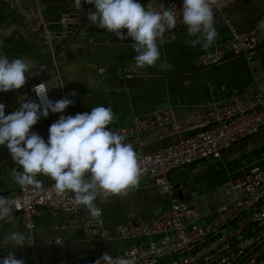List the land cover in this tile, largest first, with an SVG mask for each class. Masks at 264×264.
<instances>
[{"label": "crops", "instance_id": "0c3cea01", "mask_svg": "<svg viewBox=\"0 0 264 264\" xmlns=\"http://www.w3.org/2000/svg\"><path fill=\"white\" fill-rule=\"evenodd\" d=\"M165 0H140L144 6L148 2ZM27 6L32 0H23ZM47 21L56 32H61V24L68 19L64 0H40ZM88 10H94L87 4ZM240 32L255 31L262 44L253 52L241 55H227L226 59L210 67H202L200 58L213 52L217 47H225L230 42L229 30L223 19L214 15L218 35L214 43L204 48L201 44L192 46L187 27L166 33L160 43L161 57L155 66L138 69L132 41L117 40L113 33L92 24L90 31L77 45L81 48L65 49L66 40L57 38L55 46L59 56L55 61L65 97L74 101L60 115L75 116L90 112L93 107L112 108L115 120L111 130L129 127L134 116H143L153 111L171 107L181 124L192 125L199 115L209 107L222 105L231 98L243 102L255 99L264 83V0H241L226 12ZM15 30L22 39H6L5 46H16L18 58L31 61L37 59L43 50V39L28 32L17 11H12L0 3V32ZM105 69V74L100 72ZM34 84L42 82L34 77ZM72 93H75L72 95ZM64 97V98H65ZM168 126L145 132L141 139L143 148H136L139 155L152 154L157 149L172 143L176 138L168 136ZM188 132L181 136H187ZM0 166V193L20 189L14 180L13 169L19 168L13 160ZM264 165V128L223 153L219 160H204L195 166L175 170L172 183L187 182L185 192H191L190 203L197 207L204 222L216 220L227 205L234 200L231 182L242 177L254 165ZM22 170V169H20ZM43 185L55 184L49 178L39 177ZM14 193H11L12 195ZM8 195V196H10ZM171 196L156 187L150 179H141L138 189L127 196L112 197L101 202L104 215L113 224L128 220L150 222L170 205ZM13 223L4 225L2 239L10 231L23 232L31 247L11 249L16 258L25 264H86L95 261L104 252L117 255L138 244L148 245L158 237L136 240H120L109 243L90 242L84 238L83 227L89 213L82 214L76 222L65 217L59 222L57 214L48 208H38L35 215L36 229L26 230L22 218L14 214ZM58 241H60L58 243ZM10 248H0V258L7 255ZM168 257L163 261L172 260Z\"/></svg>", "mask_w": 264, "mask_h": 264}, {"label": "built area", "instance_id": "2783aa9c", "mask_svg": "<svg viewBox=\"0 0 264 264\" xmlns=\"http://www.w3.org/2000/svg\"><path fill=\"white\" fill-rule=\"evenodd\" d=\"M240 1L216 0L213 5L214 15L223 19L231 39L224 48L217 47L213 52L202 56V67L217 65L227 55L248 54L261 46L262 42L255 31L240 32L226 14L229 8ZM0 3L9 10L20 13L26 30L39 35L43 39L44 49L54 58L58 32L47 21L40 0H32L27 6L23 0H0ZM182 3L183 0H165L148 2L145 7L153 11L171 7L177 16L175 28L166 32L171 33L186 27L182 20ZM100 72L105 74L106 71L101 69ZM55 80L61 83L59 76ZM45 87L47 88L45 82L32 86L35 102L39 103L36 94ZM61 87L63 89L62 83ZM47 94L52 100L48 88ZM163 126H168L167 135L176 139L152 154L139 155L142 172L140 180L150 179L156 187L172 196L178 190L174 189L168 177L175 170L201 160H219L224 152L257 135L264 128V83L253 101L243 102L237 97L231 98L222 105L209 107L192 125L179 123L174 110L166 107L143 116H134L129 127L112 131L123 135L126 142L136 149L146 145L141 139L143 133ZM48 129L49 127L40 134L46 142ZM188 132L194 133L181 136ZM137 189L138 187L130 190L127 195ZM231 189L234 200L216 220L209 223L204 222L197 207L172 199L170 205L148 223L128 220L113 224L101 207V202L108 198L98 193L96 204L100 211L99 214L89 213L83 227L84 238L90 242L109 243L158 237L148 245L138 244L113 256L114 259L131 258L134 264H264V165L250 166L242 177L231 182ZM179 190L185 191L184 187ZM6 198L13 202V215L21 213L24 228L30 232L36 229L35 215L38 207L68 214L85 210L74 203L72 195L57 197L55 184L44 186L40 190L20 188L18 193ZM11 223L13 217L0 223V235L3 226ZM29 245L33 247L34 242L30 241ZM168 257L173 259L163 261Z\"/></svg>", "mask_w": 264, "mask_h": 264}, {"label": "clouds", "instance_id": "9594fccd", "mask_svg": "<svg viewBox=\"0 0 264 264\" xmlns=\"http://www.w3.org/2000/svg\"><path fill=\"white\" fill-rule=\"evenodd\" d=\"M78 10L83 4L94 6L87 12L88 21L113 33L117 40L132 41L138 69L155 66L160 60V43L166 32L175 28L177 16L172 8L153 11L140 0H73ZM216 0H183L182 20L192 46L210 47L217 35L213 5ZM174 7V6H173ZM264 26V25H262ZM35 65L25 58L9 59L0 55V92L24 87ZM75 93H72L74 95ZM39 103L27 101L6 115L0 103V146H6L19 168H14L13 182L20 188L40 190L44 176L55 182L57 197L72 195L74 203L89 213L99 214L97 194L106 198L127 195L139 186L142 175L139 153L125 137L110 129L115 120L112 108L96 106L90 112L75 116L60 115L48 129L47 142L32 131L41 117L63 113L74 101L67 97L55 102L48 98L47 88L36 94ZM22 169V170H20ZM14 213L13 202L0 196V223L9 221ZM60 241H58L59 243ZM28 242L21 231H10L0 239V248H10L0 264H25L11 249ZM94 264H134L131 258L114 259L108 252Z\"/></svg>", "mask_w": 264, "mask_h": 264}, {"label": "water", "instance_id": "95a60500", "mask_svg": "<svg viewBox=\"0 0 264 264\" xmlns=\"http://www.w3.org/2000/svg\"><path fill=\"white\" fill-rule=\"evenodd\" d=\"M65 1V10L66 15L68 17L67 20L62 22L61 24V32H58L57 38L61 40H66L65 49H79L81 48L80 45H77L81 42L82 39L85 38L87 32L90 31L89 25L91 24L87 19V4H83V10H78L73 0H64ZM73 32V34H71ZM22 39L20 34L15 32V30H4L0 32V55L7 56L10 60L18 58V48L16 46H5L3 41L6 39ZM59 49L56 48V54L54 58L57 59L59 56ZM39 56L37 59L31 56V62L35 65L31 72L28 74L29 78L26 81V84L23 88L16 90V91H9V92H0V103L5 105V114L8 115L16 110L19 109V106L23 102H27L29 100L35 101L31 88L34 85V77L40 76L42 82H45L48 88V91L52 97V101L55 102L61 98L65 97L64 89L61 87L60 81H56V77L58 76L57 67L54 62V58L52 55L47 53L44 49L39 52ZM25 58V57H22ZM26 59V58H25ZM57 119L56 113H51L49 111V115L47 118L41 117L39 122L33 126L32 131L36 132L37 134H41L44 130L51 126L53 122ZM12 160L8 149L6 146H0V166L4 165L7 161ZM204 161V160H201ZM199 161V162H201ZM197 162V163H199ZM197 163L190 165L195 166ZM189 166H185L179 169H183ZM177 169V170H179ZM169 181L172 182L171 174L168 177ZM187 182L173 184L175 190H178L175 194L171 196V199H178L180 201L189 202L192 196L191 192H185L183 190H179L180 187H186ZM20 189L14 190L12 192L0 193V196H8L11 193H18ZM40 208V207H38ZM88 212L87 210H81L75 214H68L65 212H55L60 219L59 222L63 223L65 217H68L70 222H76L79 217ZM89 213V212H88ZM18 215H22L18 213Z\"/></svg>", "mask_w": 264, "mask_h": 264}, {"label": "flooded vegetation", "instance_id": "af4514ba", "mask_svg": "<svg viewBox=\"0 0 264 264\" xmlns=\"http://www.w3.org/2000/svg\"><path fill=\"white\" fill-rule=\"evenodd\" d=\"M35 83V82H34Z\"/></svg>", "mask_w": 264, "mask_h": 264}]
</instances>
